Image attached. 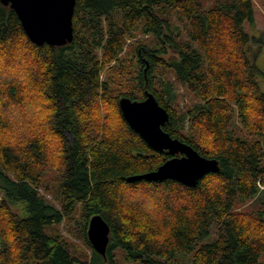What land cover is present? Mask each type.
<instances>
[{
	"label": "trees",
	"instance_id": "1",
	"mask_svg": "<svg viewBox=\"0 0 264 264\" xmlns=\"http://www.w3.org/2000/svg\"><path fill=\"white\" fill-rule=\"evenodd\" d=\"M72 21L71 43L36 46L0 2V264H264L254 0H76ZM171 77L192 97L179 111ZM146 91L169 114L163 131L218 172L194 187L126 181L171 158L121 115V98ZM50 171L57 206L40 193ZM95 215L104 257L87 241ZM71 223L88 260L59 230Z\"/></svg>",
	"mask_w": 264,
	"mask_h": 264
},
{
	"label": "water",
	"instance_id": "2",
	"mask_svg": "<svg viewBox=\"0 0 264 264\" xmlns=\"http://www.w3.org/2000/svg\"><path fill=\"white\" fill-rule=\"evenodd\" d=\"M18 17L27 38L36 46L44 44L61 47L73 40V12L76 0H0ZM141 101L123 97L118 105L129 128L152 150L167 152L171 158L156 170L127 178V182L145 180L163 182L172 180L187 187H194L200 179L219 171L218 161L202 157L190 146L170 137L162 127L169 119L150 92ZM110 229L101 216L89 219L87 239L93 251L105 256Z\"/></svg>",
	"mask_w": 264,
	"mask_h": 264
},
{
	"label": "rangeland",
	"instance_id": "3",
	"mask_svg": "<svg viewBox=\"0 0 264 264\" xmlns=\"http://www.w3.org/2000/svg\"><path fill=\"white\" fill-rule=\"evenodd\" d=\"M244 28L248 34L253 36V40L251 41L253 43L251 44L252 50L250 49L248 54L255 65L257 79L264 84V39L262 37V34L256 31V29H259L263 31L264 34V0H254V23L251 25L246 23ZM170 80L172 81V83H174L176 88L175 92L178 104L177 109L179 111L192 103V97L185 91V89L180 87V85L176 83L172 77L170 78ZM42 182L43 186H45L47 191L40 190V193L45 196L49 202L57 206V201H54L52 199V196L55 195L56 190L58 188L54 172L50 171L49 173H47L43 177ZM59 230L62 236L67 239L69 248L74 254V256L82 261L88 260V257L90 255V249L85 244L84 240L81 238L83 234L82 226L80 224L75 223H71L70 225L63 224L59 228ZM180 259H183V257H181ZM117 264L125 263L118 261Z\"/></svg>",
	"mask_w": 264,
	"mask_h": 264
}]
</instances>
